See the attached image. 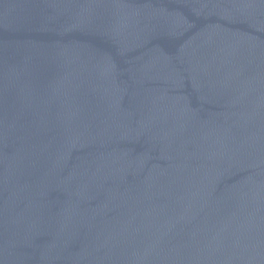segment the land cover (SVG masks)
<instances>
[{
  "label": "water",
  "instance_id": "1",
  "mask_svg": "<svg viewBox=\"0 0 264 264\" xmlns=\"http://www.w3.org/2000/svg\"><path fill=\"white\" fill-rule=\"evenodd\" d=\"M0 264H264V0H0Z\"/></svg>",
  "mask_w": 264,
  "mask_h": 264
}]
</instances>
